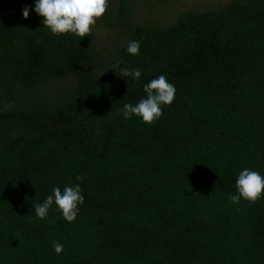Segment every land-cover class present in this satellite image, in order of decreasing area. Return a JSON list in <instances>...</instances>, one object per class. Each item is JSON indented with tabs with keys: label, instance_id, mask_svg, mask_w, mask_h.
<instances>
[{
	"label": "trees",
	"instance_id": "1",
	"mask_svg": "<svg viewBox=\"0 0 264 264\" xmlns=\"http://www.w3.org/2000/svg\"><path fill=\"white\" fill-rule=\"evenodd\" d=\"M33 5L0 0V264H264V195L228 199L243 168L264 176V0L159 26L136 25L119 0L125 34L108 52L24 19ZM159 75L176 89L161 117L123 119ZM75 184V221L55 205L36 218L53 187Z\"/></svg>",
	"mask_w": 264,
	"mask_h": 264
},
{
	"label": "clouds",
	"instance_id": "2",
	"mask_svg": "<svg viewBox=\"0 0 264 264\" xmlns=\"http://www.w3.org/2000/svg\"><path fill=\"white\" fill-rule=\"evenodd\" d=\"M107 5L108 0H34V5L31 8L23 7L21 13L22 17L27 19L30 11H34L42 17L44 29L52 35L60 36L70 33L83 39L85 36H91L98 19L106 13ZM140 47V41L133 40L128 42L125 50L129 55L135 56L139 55ZM113 69H119L117 74L127 83L129 80L139 81L142 76L140 68H120L117 64ZM175 91V86L168 82L167 77L159 75L143 85L145 97L135 104L124 103L120 114L125 120L137 116L142 122L152 124L161 117L162 106L173 102ZM79 179L80 177L77 176V180ZM235 187L236 193L229 194L228 197L231 204L238 205L241 199L255 202L264 195V176L258 171L243 168L236 177ZM83 203L81 186L75 184L65 186L62 190L59 187H53L51 194L42 203L32 207L36 218L45 219L49 209L55 205L62 218L71 223L76 220L79 205ZM63 248L64 245L60 242L53 243V249L57 255L62 253Z\"/></svg>",
	"mask_w": 264,
	"mask_h": 264
},
{
	"label": "rangeland",
	"instance_id": "3",
	"mask_svg": "<svg viewBox=\"0 0 264 264\" xmlns=\"http://www.w3.org/2000/svg\"><path fill=\"white\" fill-rule=\"evenodd\" d=\"M230 0H129L136 25L172 24L187 12L204 13L225 6ZM119 10V0H108L106 13L99 18L91 32V41L104 52L116 49L123 43L124 31L114 23V16ZM70 82V81H68ZM63 88V87H62ZM54 86L48 89L47 96H63L65 90ZM46 97V96H45Z\"/></svg>",
	"mask_w": 264,
	"mask_h": 264
}]
</instances>
